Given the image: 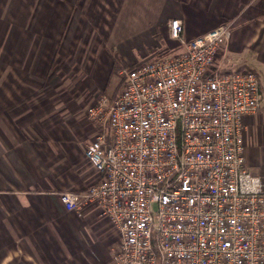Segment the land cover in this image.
<instances>
[{
	"label": "crops",
	"instance_id": "1",
	"mask_svg": "<svg viewBox=\"0 0 264 264\" xmlns=\"http://www.w3.org/2000/svg\"><path fill=\"white\" fill-rule=\"evenodd\" d=\"M228 25L231 69L257 73L261 102L243 120L250 172L264 182V0H0V264H111L115 228L96 206L67 211L100 176L84 150L87 108L113 99L118 70Z\"/></svg>",
	"mask_w": 264,
	"mask_h": 264
},
{
	"label": "built area",
	"instance_id": "2",
	"mask_svg": "<svg viewBox=\"0 0 264 264\" xmlns=\"http://www.w3.org/2000/svg\"><path fill=\"white\" fill-rule=\"evenodd\" d=\"M118 71L121 89L87 108L84 150L99 181L59 193L67 211L96 206L115 228L111 264H264V182L246 162L243 120L259 109L256 74L224 57L231 28Z\"/></svg>",
	"mask_w": 264,
	"mask_h": 264
},
{
	"label": "rangeland",
	"instance_id": "3",
	"mask_svg": "<svg viewBox=\"0 0 264 264\" xmlns=\"http://www.w3.org/2000/svg\"><path fill=\"white\" fill-rule=\"evenodd\" d=\"M169 54V53H168ZM162 55H167V54H162ZM159 56H161V55H159ZM125 68H127L128 69V67H123V68H120L119 70H122V69H125ZM118 70V71H119ZM253 71V70H252ZM255 74H256V76H258L257 75V73L255 72V71H253ZM118 73V72H117ZM118 76H119V74H118ZM120 78V77H119ZM120 83H121V80H120ZM120 89H121V85H119L118 86V89H117V92H116V94L120 91ZM103 95H106L105 93H99V95H98V97L97 98H99L100 96H103ZM97 98H96V100H97ZM95 100V101H96Z\"/></svg>",
	"mask_w": 264,
	"mask_h": 264
}]
</instances>
